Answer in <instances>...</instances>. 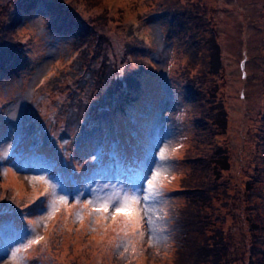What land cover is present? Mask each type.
I'll use <instances>...</instances> for the list:
<instances>
[{"label": "rangeland", "instance_id": "obj_1", "mask_svg": "<svg viewBox=\"0 0 264 264\" xmlns=\"http://www.w3.org/2000/svg\"><path fill=\"white\" fill-rule=\"evenodd\" d=\"M53 1L64 15L21 11L9 39L25 60L0 75V208L11 210L0 216V264H11L27 231L44 240L18 254L26 264H176L181 212L203 177L212 183L210 242L222 232L229 245L222 264L264 257V0ZM10 2L0 0L3 29ZM198 8L202 22L182 16ZM203 28L220 47L217 72ZM217 148L228 167L214 175L199 159ZM160 150L177 165L150 208L165 242L149 247L145 228L125 252L111 217L83 205L115 199ZM40 176L58 186L51 219L48 186L30 183Z\"/></svg>", "mask_w": 264, "mask_h": 264}, {"label": "trees", "instance_id": "obj_2", "mask_svg": "<svg viewBox=\"0 0 264 264\" xmlns=\"http://www.w3.org/2000/svg\"><path fill=\"white\" fill-rule=\"evenodd\" d=\"M10 3L12 4V10H10L9 16L4 20L5 23L7 22L6 25L8 27L3 29V26H0V75L5 71L7 73L10 67L19 69L22 68V66H20L21 61L25 60L24 47L22 43L18 42L17 40L11 41L9 39L10 28L13 30L19 23L21 11H28V9L35 8L38 5L40 7L39 14L44 16L51 15L52 17H55V15L61 14L63 10L60 7L55 8L53 0H11ZM204 12L205 9L203 11V8H198L189 10L182 16L185 15L186 20L188 19L190 21H194L196 25V23L202 22ZM62 14L64 15V13ZM70 19L72 20V18ZM206 22H210V19L207 18ZM203 30L208 32L210 31V29L206 30L204 28ZM214 31L216 33L215 25ZM213 39L214 33L213 31H210L208 34V55L210 60L208 62V69H210L212 72H217L219 67L220 47L217 42H214L215 39ZM204 41L206 43L207 40L204 38ZM206 45H203L202 48L205 49ZM11 52L14 54L16 53L14 61V58L12 60H2V56H4V54H9ZM5 61L7 63H5ZM128 78L134 80L133 76ZM217 112L218 113H214L216 115L212 114L214 118L213 120L217 125L222 126L225 117L224 113L218 110ZM199 162H203L201 164L202 167L206 168V171H211L213 174H219L221 169H227L228 167L226 155L219 149L211 157L205 156L204 158H200ZM194 165L197 166L198 162L194 163ZM66 166H68V164H66ZM205 179V177L199 179L201 180L200 185H196L190 188L188 191V199H190L191 205H187V209L181 212V220L184 227L186 243L184 244V248L182 247L183 253L179 256L176 264H222V262L225 260V257L228 255L227 249L229 245L227 241L224 240L222 232L214 236L213 241L210 242L213 232V225H215L209 224L212 221L211 215H209L207 212L208 208L213 210L211 198L208 197V194L211 191L210 185L212 183ZM207 182L209 183V187L204 186V184ZM207 231H210L211 233ZM251 259L252 258H250L248 261V264H264V257L259 256V259L256 261L255 258L252 260Z\"/></svg>", "mask_w": 264, "mask_h": 264}, {"label": "snow or ice", "instance_id": "obj_3", "mask_svg": "<svg viewBox=\"0 0 264 264\" xmlns=\"http://www.w3.org/2000/svg\"><path fill=\"white\" fill-rule=\"evenodd\" d=\"M176 150L173 149V152ZM176 167L177 165L171 161V157L165 154V150H160L158 160L154 161L153 165L147 169L141 170L137 174L135 183L123 186L115 199L112 197H101L96 200H89L88 204L83 205V207L87 208L91 205L92 212L89 215L95 213L100 219L105 221L111 217L115 226L111 230L117 232L116 248L122 247L127 252L129 246L144 239L145 228L147 229L149 247L163 243L165 242L166 233H164L162 228L154 226V217L150 212V208L153 204L164 199V181L169 179V171H174ZM49 180H52V178L49 177L46 180L43 176L32 177L30 183L42 181L48 186L49 201L47 210L49 212V219H51L55 211H57L54 201L57 199L58 186L49 183ZM64 195H67L66 191ZM60 203H67V200L61 197ZM10 211V209L0 208V216H5ZM76 216L78 220L83 221L84 217L81 213H76ZM0 225H2V222H0ZM117 228L119 231H117ZM92 230L95 231V229ZM108 230L109 228L106 227L105 232ZM31 235L32 231L25 232L19 239L22 247L14 246L11 249V256L9 257L11 264H26L24 258L18 254L31 248L33 245L40 244L44 240L42 236L29 238ZM25 240H27V243H24ZM4 255H7V253Z\"/></svg>", "mask_w": 264, "mask_h": 264}]
</instances>
